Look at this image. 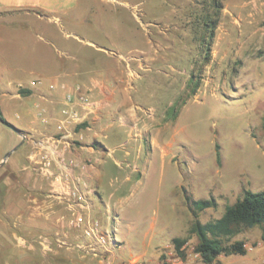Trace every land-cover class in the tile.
<instances>
[{"label": "rangeland", "instance_id": "374dc122", "mask_svg": "<svg viewBox=\"0 0 264 264\" xmlns=\"http://www.w3.org/2000/svg\"><path fill=\"white\" fill-rule=\"evenodd\" d=\"M76 10L79 21L64 27L0 26L4 82L33 79L37 68L8 65L23 62L30 32L55 41L61 27L119 52L148 49V36L158 53L143 72L150 79L140 83V97L165 110L169 126L151 158L143 139L130 138L136 132L112 135L108 145L126 141L136 168L123 162L114 169L109 160L96 189L79 177H58L52 164L28 163L31 150L18 148L0 167V264H204L192 225L219 219L246 191H264V0H80ZM16 111L6 104L2 116L20 129ZM17 138L0 123V162ZM123 176L130 181L114 189ZM199 200L216 206L195 212ZM261 234L243 230L233 241L245 243L246 255L213 264H264ZM174 238L185 239L184 258Z\"/></svg>", "mask_w": 264, "mask_h": 264}, {"label": "crops", "instance_id": "0c3cea01", "mask_svg": "<svg viewBox=\"0 0 264 264\" xmlns=\"http://www.w3.org/2000/svg\"><path fill=\"white\" fill-rule=\"evenodd\" d=\"M79 4L80 0H0V26L4 25L10 31L16 22L30 27V22L34 21L37 26L47 23L64 27V21L70 24L79 21L76 14ZM61 27L56 30L55 41L43 37V30L30 32L33 41L26 49L23 62L14 63L13 59V63H8L9 66L37 68L31 71L33 79H15L6 83L0 71V112L3 115L4 106L12 104L17 110L15 117L23 119L19 130L25 142L20 147L24 146L27 154L31 150L26 155L28 163L43 162V155H47L59 175L72 180L78 177L79 180H88L96 189L100 187L104 170L110 162L114 169L121 167L123 162L134 164L129 160L131 153L124 150L126 141L116 142L114 147L108 145L112 135L125 128L136 132L130 138L143 139L151 158L158 142L163 139L166 126H169L167 112L158 113L151 102L145 103L140 97V83L143 79H150L143 72L151 70L149 64L155 63L158 51L148 36L145 41L148 49L137 45L127 51H108L74 31L61 30ZM22 33L9 32L8 37L14 38ZM20 88L29 93L21 95ZM144 90L145 94L149 91L147 87ZM68 96L86 97L90 104L84 108L69 106L66 102ZM152 96L149 93V98ZM71 109L77 112L81 125L74 124L68 120L69 116L64 115L65 110ZM60 126L67 133L66 142L63 141L69 146L66 152H62V144L57 140ZM17 137L16 141L21 140L20 136ZM163 151L162 159L165 157ZM84 162L93 163L96 168L92 166L84 173L69 169L70 163L79 165ZM133 166L136 168L135 164ZM126 181L130 180L123 176L122 181L113 182V188L116 185L114 189H118L119 185L121 189ZM114 192L116 190L111 194Z\"/></svg>", "mask_w": 264, "mask_h": 264}, {"label": "trees", "instance_id": "16d2710c", "mask_svg": "<svg viewBox=\"0 0 264 264\" xmlns=\"http://www.w3.org/2000/svg\"><path fill=\"white\" fill-rule=\"evenodd\" d=\"M19 93L27 95L29 92L20 89ZM0 119L4 120L1 112ZM262 123L264 126V117ZM192 205L195 212L216 206L213 200H199ZM256 227L262 230L261 240L264 243V191L255 193L246 191L241 199L225 208L219 219L206 224L196 221L192 225L190 233L197 237L194 252L204 264H213L220 256H244L247 253L245 243L233 239L243 230ZM172 243L178 256L184 258L185 239L174 238Z\"/></svg>", "mask_w": 264, "mask_h": 264}, {"label": "built area", "instance_id": "2783aa9c", "mask_svg": "<svg viewBox=\"0 0 264 264\" xmlns=\"http://www.w3.org/2000/svg\"><path fill=\"white\" fill-rule=\"evenodd\" d=\"M66 102H67V104L70 106V105H78V106H80V107H86V106H88L89 104H90V101H89V99L88 98H86V97H83V96H79V97H77V98H73L72 96H68L67 98H66ZM64 115H67V116H69L70 117V119H68L69 121H73V123L74 124H76V125H81V123H82V121H80L78 118V114H77V112H75L74 110H68V111H64ZM59 135H60V138L59 139H57L58 140V142H61V144H62V148H61V150H62V152H66L68 149H69V146L66 144V143H64L63 141H65L66 142V135H67V133L64 131V128H63V126H60L59 127ZM42 160H43V162H44V168L45 169H49V167H50V165L52 164L51 163V160L48 158V156L47 155H43V158H42ZM72 166V167H71ZM88 166H90L89 164H83V165H74L73 163H70V169H72L73 167H75V168H77L80 172H87V170H88ZM58 177H62L61 175H59ZM68 192H67V194L68 195H72V196H80L79 195V191L78 190H75V191H71V189L70 188H68V190H67ZM79 221H81V219H78ZM91 232H92V230H91ZM100 241H102V242H105V240H104V238L103 237H101L100 238ZM245 248L247 249V246L245 245ZM197 255V254H196Z\"/></svg>", "mask_w": 264, "mask_h": 264}, {"label": "water", "instance_id": "95a60500", "mask_svg": "<svg viewBox=\"0 0 264 264\" xmlns=\"http://www.w3.org/2000/svg\"><path fill=\"white\" fill-rule=\"evenodd\" d=\"M0 123L3 124L5 127L9 128L12 132H14L15 134H17L18 136L21 137V142L18 144V146H16L15 148H13L10 152H8L2 159V161L0 162V167H2L5 163V161L11 156V154L13 152H15L24 142H25V137L22 134V132L16 128L15 126L9 124L8 122L0 119Z\"/></svg>", "mask_w": 264, "mask_h": 264}]
</instances>
